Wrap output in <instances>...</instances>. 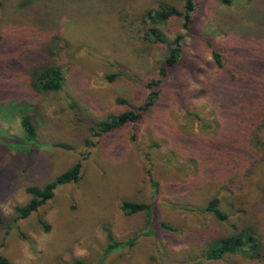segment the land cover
<instances>
[{"label": "rangeland", "instance_id": "374dc122", "mask_svg": "<svg viewBox=\"0 0 264 264\" xmlns=\"http://www.w3.org/2000/svg\"><path fill=\"white\" fill-rule=\"evenodd\" d=\"M52 2L57 9L46 10ZM195 2L184 27L182 17L154 15L159 4L183 11V0H95L116 9L99 14L88 13L91 0H0V255L12 264H264L205 258L212 241L245 226L264 253V0ZM150 28L164 41L149 39ZM176 36L181 58L161 78ZM43 63L61 68L59 91L31 85ZM155 79L159 98L140 120L89 134V125L143 105ZM22 117L36 128L34 143L25 142ZM77 162L76 183L15 219L28 187ZM213 198L224 221L185 209ZM123 201L151 204L153 226L143 212L124 215ZM106 229L119 242L148 235L105 255Z\"/></svg>", "mask_w": 264, "mask_h": 264}, {"label": "trees", "instance_id": "16d2710c", "mask_svg": "<svg viewBox=\"0 0 264 264\" xmlns=\"http://www.w3.org/2000/svg\"><path fill=\"white\" fill-rule=\"evenodd\" d=\"M103 2V0H99ZM225 3L228 0H221ZM56 2V1H55ZM55 2H52L51 5H47L48 7L55 8ZM58 2V1H57ZM105 6V7H104ZM99 8V5L95 4V0H91V4L89 10L91 12L106 13L116 11L115 8L104 5ZM109 6V7H108ZM197 2L195 0H183V11H179L174 7H171L167 4H159V12L154 13L159 21H165L169 17L177 16L182 17L184 19V27H188L193 22V13L196 10ZM62 7H66L64 3H62ZM60 8V7H59ZM61 9V8H60ZM64 10V9H63ZM62 10V11H63ZM65 11V10H64ZM48 14H52L51 12H43L44 16H48ZM148 17H152V12L147 13ZM58 24V20L56 22L51 23V25ZM50 28V27H49ZM146 36L152 41L163 42L164 37L156 31L155 28H150L146 32ZM181 36H176L174 40L168 45L169 54L168 57L164 60L160 70L159 77H165L168 69L174 67L177 62L181 58V46H180ZM51 52V50H50ZM212 57L217 64L218 67L222 65L220 54L212 50ZM264 69V68H263ZM112 80V77L108 78ZM31 85L44 93L56 92L59 91L62 87L63 83V75L61 72V68L55 66L50 63H43L39 65L36 69L33 70L31 76ZM160 80L155 79L147 84V88L149 90L148 95L146 97V101L143 105L138 108H132L117 115H109L105 120L94 123L93 125H89L87 127L88 132L93 137H101L104 134L111 133L112 131L119 130L127 124L136 123L141 119L143 113L147 112L153 105L157 102L159 98V92L156 87L159 85ZM119 103H126L125 101L118 100ZM20 125L22 131L25 136V142L34 143L36 138V128L32 121L28 117H22L20 120ZM264 124L258 126L257 129H262ZM262 132V131H260ZM255 138L259 137L258 134L254 136ZM258 141V140H257ZM58 147L67 149L68 147L62 144H59ZM81 163L77 162L70 169L61 173L57 177H55L51 182L44 185L42 188L36 186H30L26 189L27 194L30 196L29 201L25 205L15 206L13 209L15 214V219H25L29 217L31 214L37 212V210L46 204L50 199L53 198L55 190L63 185L76 183L81 175ZM187 211L196 212V213H210L216 220L224 221L227 219V215L221 211L219 208V200L217 198L211 199L208 204L203 209L196 208H185ZM120 210L126 216H130L138 213H145L147 216V227L153 226L154 222V213L153 207L151 204L146 203H134L129 201H123L120 205ZM3 222L0 219V225ZM7 226V225H5ZM159 228L165 230H172V228L160 222L158 224ZM9 228V226H8ZM48 230V227H45V230ZM140 235H148L147 233H141ZM140 235H134L130 239L119 242L115 240L113 235L106 229V239L107 246L105 248V255H108L116 250L121 248H130L133 247L137 239ZM239 254L245 258L249 259H261L263 258V249L261 242L255 232V230L251 226H245L240 231L234 232L231 235L220 237L214 241H212L205 250V258L206 260L216 261L224 257L225 255H233ZM0 264H12L6 257L0 255Z\"/></svg>", "mask_w": 264, "mask_h": 264}]
</instances>
